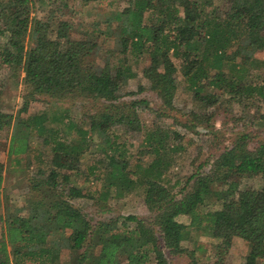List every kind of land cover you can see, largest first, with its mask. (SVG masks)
<instances>
[{
  "label": "trees",
  "instance_id": "trees-1",
  "mask_svg": "<svg viewBox=\"0 0 264 264\" xmlns=\"http://www.w3.org/2000/svg\"><path fill=\"white\" fill-rule=\"evenodd\" d=\"M36 1L53 8L36 17ZM114 1L72 3L86 12L107 5V17L76 37L72 22L55 15L69 0H0V67L20 78L26 95L85 97L95 109L86 122L44 109L16 119L3 110L0 91V129H11L7 150H0V264H169L168 256H183L184 264H224L235 239L246 248L244 264H264V141L249 146L253 131L237 135L206 170L188 177L191 183L180 188L179 197L168 198L179 181L170 183L165 172L186 147L175 142L177 132L147 128L143 144L151 159L131 164L112 129L139 123L140 99H122L135 94L123 86L137 76V66L164 110L173 107L178 73L205 107L224 95L236 105L264 103V58L254 56L264 50V0ZM101 33L114 44L103 45ZM254 122L262 125L264 113ZM33 137L48 147L35 159L29 154ZM90 153L96 156L86 178L91 175L96 186L89 197L93 208L86 211L69 199L67 184ZM5 157L19 169L38 162L18 182L29 192L21 193L32 208L27 215L3 185ZM246 177L257 178L259 187L241 189ZM128 193L141 194L145 205L159 204L152 219L109 213L107 200ZM104 212L106 217L93 219ZM201 235L191 248L183 245ZM59 237L67 241L68 262L52 241Z\"/></svg>",
  "mask_w": 264,
  "mask_h": 264
},
{
  "label": "rangeland",
  "instance_id": "rangeland-1",
  "mask_svg": "<svg viewBox=\"0 0 264 264\" xmlns=\"http://www.w3.org/2000/svg\"><path fill=\"white\" fill-rule=\"evenodd\" d=\"M46 1V0H44ZM48 1V0H47ZM111 1V0H106ZM78 0H69L68 5L61 6V13L55 12V15H61L68 19L73 24L72 34L76 37L83 36L89 29L87 24L93 21L104 20L106 15L105 2L94 6L90 12L86 9L74 10L71 7L72 3ZM115 6L125 5L123 0L114 1ZM53 8L52 4L42 5L40 2H35V16L43 17L44 13L41 9ZM100 28L104 26L99 25ZM61 31V30H60ZM54 34V33H53ZM56 35V34H54ZM99 40L105 46L114 44L111 35L101 33ZM255 57L264 58V50H258L254 53ZM175 63L178 60L174 59ZM239 61V58H236ZM140 67H136L137 76L133 79H127L124 82L123 91H134L133 95H126L122 99L129 100L131 98L140 99V106L136 108L138 112L139 123L124 122L116 124L112 127L113 131L119 135V141L123 143L126 149L128 159L131 164L135 162L144 163L151 159V154L148 153L143 144L144 131L155 125L168 128L171 133L177 132L175 142L184 144L186 147L178 154V157L172 166L165 172L170 183L178 180V184L174 185L168 198H176L181 195L179 191L182 186L189 185L188 177L196 171H204L208 168L209 163L214 155L231 145L233 139L240 133L245 131H253L249 136V146L254 145L255 141H264V122L258 126L254 124V119L260 113H264V103H247L236 105L229 101L226 95L216 102V104L205 107L203 103H198L193 100L190 92L186 90L185 82L182 76L177 74L178 86L174 96L173 107L164 110L159 104V100L155 95L146 89L147 82L142 77ZM23 73H20L21 77ZM141 84L143 89L138 90V85ZM0 91L1 103L4 111L12 113L17 119L19 117H27L29 114L38 110L44 109L48 113L57 111H67L69 116L76 121H88L94 115L95 109L92 107L91 100L85 97L76 98H50L47 95L37 94L33 97L26 95L24 87L20 82V78L16 80L7 66L0 67ZM192 111L196 116L191 115ZM192 118L194 120H192ZM262 129V130H259ZM257 133V134H254ZM11 129H0V150L6 151L10 140ZM253 136L252 139H250ZM29 154L33 159L47 151L48 147L40 142V138L33 137L29 140ZM95 154L90 153L81 158L76 170L70 172V179L67 184L69 199L73 204L90 210L93 208V202L89 198L92 190L96 186L95 180L88 174L87 165H89ZM38 162L33 160L31 165L25 168L15 167L9 157L4 158V181L3 185L8 187L11 199L16 201L17 207L21 208V214L27 215L31 213L32 208L24 204V196L29 192L24 187L18 184L30 177L38 167ZM22 169V170H21ZM259 187L257 178H241L240 188ZM23 189V190H22ZM22 193V195H21ZM248 194H243L247 197ZM167 200V199H166ZM165 200V201H166ZM164 201V202H165ZM107 204L111 209L110 214H135L139 218L145 220L152 219V213L158 208L159 204L145 205L141 194L128 193L122 197L112 196L107 200ZM108 213H98L93 215V219L104 218ZM205 236L193 237L190 241H184L183 245L191 248L193 243L200 241ZM55 246L62 250L61 260H68L67 241L65 238H53ZM213 247L207 245L205 251L212 253ZM204 252L203 250L200 251ZM246 248L240 239H235L225 257L224 264H244ZM207 260L211 258L208 256ZM169 264H184L183 256H168ZM68 262V261H67Z\"/></svg>",
  "mask_w": 264,
  "mask_h": 264
}]
</instances>
